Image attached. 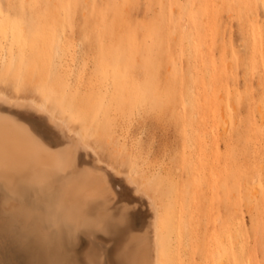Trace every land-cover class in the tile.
Masks as SVG:
<instances>
[{
  "label": "rangeland",
  "instance_id": "rangeland-1",
  "mask_svg": "<svg viewBox=\"0 0 264 264\" xmlns=\"http://www.w3.org/2000/svg\"><path fill=\"white\" fill-rule=\"evenodd\" d=\"M0 46V91L80 132L116 191L131 177L161 218L169 202L182 256L211 264L228 226L264 264V0H0ZM37 221L0 216V264H71Z\"/></svg>",
  "mask_w": 264,
  "mask_h": 264
},
{
  "label": "bare ground",
  "instance_id": "bare-ground-1",
  "mask_svg": "<svg viewBox=\"0 0 264 264\" xmlns=\"http://www.w3.org/2000/svg\"><path fill=\"white\" fill-rule=\"evenodd\" d=\"M59 44L54 51L56 58L60 55ZM10 60L8 47L0 46V66ZM56 65L54 60L53 71H57ZM36 101L0 91V216L4 219L20 217L27 222L36 215L37 224L46 226L47 247L53 251L58 247L69 249L71 264H90L92 260L97 264H195L191 244L188 256L181 254L184 241L180 240V234L174 233L169 202L161 218L154 200L132 179L129 182V177L124 178L127 187L123 195L132 200L133 208H139L133 218L125 221L123 202L115 205V196L110 200L106 192L114 184L109 166L98 158L80 132L51 113L43 101ZM34 115L39 118L36 120ZM81 121L82 129L85 127L90 132L93 127ZM101 164L106 170L101 169ZM253 174L246 179L256 187L258 175ZM156 178L153 179L157 181ZM158 187L156 184L155 188ZM252 203L248 198V204ZM38 207L42 211L34 213L33 209ZM253 230L259 233L264 249L262 229ZM221 235L225 239L214 237L212 249L216 255L211 264H247L248 261L254 264L248 244L240 239L236 229L227 226ZM197 246L195 243L194 247ZM30 250V246L24 250L28 257ZM54 255L57 256L58 251L52 253ZM38 259L39 264H51L48 250L42 251Z\"/></svg>",
  "mask_w": 264,
  "mask_h": 264
},
{
  "label": "snow or ice",
  "instance_id": "snow-or-ice-1",
  "mask_svg": "<svg viewBox=\"0 0 264 264\" xmlns=\"http://www.w3.org/2000/svg\"><path fill=\"white\" fill-rule=\"evenodd\" d=\"M101 169L106 170L103 164H101ZM116 174L117 173L113 172V175H116ZM121 179H123V177H121ZM131 179L132 178L129 177V182H131ZM121 187H123V185H121ZM106 192L110 200L112 199L113 196H115V200L113 201L115 205H121V202H123L124 211L122 213V218L125 219V221L133 218L135 213L139 211L138 207L136 208L132 207L133 202L131 199H128L120 191H116L114 184L111 186V190L109 191L108 189H106ZM90 264H97V261L92 260Z\"/></svg>",
  "mask_w": 264,
  "mask_h": 264
}]
</instances>
